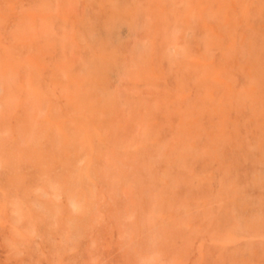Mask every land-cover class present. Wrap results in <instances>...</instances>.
Listing matches in <instances>:
<instances>
[{"label": "rangeland", "instance_id": "rangeland-1", "mask_svg": "<svg viewBox=\"0 0 264 264\" xmlns=\"http://www.w3.org/2000/svg\"><path fill=\"white\" fill-rule=\"evenodd\" d=\"M3 74L0 264H264V0H0Z\"/></svg>", "mask_w": 264, "mask_h": 264}, {"label": "bare ground", "instance_id": "bare-ground-1", "mask_svg": "<svg viewBox=\"0 0 264 264\" xmlns=\"http://www.w3.org/2000/svg\"><path fill=\"white\" fill-rule=\"evenodd\" d=\"M8 48V47H7ZM9 52H11V50H8ZM106 59V58H105ZM128 59V58H127ZM22 70H25V69H22ZM22 70H20V72L18 73V71H16V73H18V74H20L21 75V77H23V78H21V79H25V77H24V75H23V72H21ZM93 74V73H92ZM105 74H106V72H105ZM68 77H70V75L68 76ZM91 77H93V75H91ZM80 78V77H79ZM76 79V78H75ZM22 81V80H21ZM0 83H1V85H11V75L10 74H3L2 76H1V81H0ZM20 84H22V83H20ZM136 84V83H135ZM0 85V86H1ZM70 98H72V97H70ZM176 98V97H175ZM98 100V99H97ZM95 105H98V104H95ZM98 107H100L99 105H98ZM91 108V107H90ZM94 108V107H93ZM96 108V107H95ZM63 109H65V108H63ZM89 109V108H88ZM99 109V108H98ZM105 110V109H104ZM103 110V111H104ZM108 110V109H107ZM22 111V110H21ZM68 115V114H67ZM74 117V116H73ZM71 118V117H70ZM74 118H76V117H74ZM61 119V118H60ZM77 120V119H76ZM111 120V119H110ZM114 120V119H113ZM60 121V120H59ZM217 121V120H216ZM6 122V121H5ZM120 122V121H119ZM118 122V123H119ZM7 123V122H6ZM124 123V122H123ZM161 125V124H160ZM97 126V125H96ZM131 126H132V124H131ZM87 127V126H86ZM128 127H129V125H128ZM101 137H102V135H101ZM103 137H104V135H103ZM177 148H179V147H177ZM137 149V148H136ZM178 150V149H177ZM179 151V150H178ZM191 165V164H190ZM176 167V166H175ZM187 170V169H186ZM189 171V170H188ZM175 173V172H174ZM189 174H191V173H189ZM188 176V175H187ZM141 183V182H140ZM147 183V182H146ZM145 185V184H144ZM147 185V184H146ZM157 187H159V186H157ZM156 187V188H157ZM169 187V186H168ZM200 189V188H199ZM170 191V190H169ZM149 192V191H148ZM156 192V191H155ZM235 194H237V193H235ZM198 206V205H197ZM245 207V206H244ZM193 211V210H192ZM195 213V212H194ZM168 221V220H167ZM169 222V221H168ZM164 226V225H163ZM159 228V227H158ZM161 228V227H160ZM175 232V231H174ZM201 246V245H200ZM190 251V250H189ZM203 254V253H202ZM232 255V254H231ZM223 256V255H222ZM235 256V255H234ZM233 256V257H234ZM215 257V256H214ZM216 258V257H215ZM213 260V259H212ZM210 261V260H209ZM219 261V260H218ZM250 261V260H249ZM258 264V263H257Z\"/></svg>", "mask_w": 264, "mask_h": 264}]
</instances>
